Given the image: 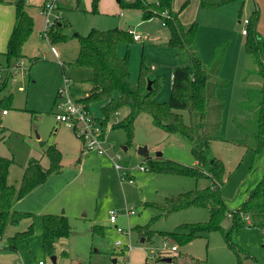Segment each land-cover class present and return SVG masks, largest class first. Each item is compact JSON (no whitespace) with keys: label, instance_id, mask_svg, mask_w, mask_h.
<instances>
[{"label":"rangeland","instance_id":"rangeland-1","mask_svg":"<svg viewBox=\"0 0 264 264\" xmlns=\"http://www.w3.org/2000/svg\"><path fill=\"white\" fill-rule=\"evenodd\" d=\"M18 1L0 0L1 57L8 49ZM22 1L33 17V28L22 46L24 56L11 66L0 64L11 67L2 96L13 94L7 114H2L0 155L14 159L7 180L16 187H20L31 159H40L45 168L52 165L45 152L48 146L61 151V168L52 170L44 182L14 205V209L32 216L17 225H8L0 239V264H185L191 257L206 264H264V231L244 223L242 217L241 224L232 228L233 212L242 207L264 176V147L254 151L241 143L246 135L254 139L263 100L262 77L256 60L246 50L248 37L242 33L243 21L250 19L248 30L256 24L258 35L264 37V0H231L216 9L204 8L201 0H174V7L182 9V23L198 24L191 49L170 46V29L161 18L144 20L139 9L124 8L118 0H96L97 8L95 0H83V9L77 8L75 0H57V8L49 16L42 7L48 0ZM47 20L53 28L61 24L67 39L52 43L46 32ZM117 27L142 36L139 41L119 42L117 51L120 57L129 54L135 81L139 79L141 63L147 65V79H158L160 84L158 102L170 100L175 68L190 64L196 55L209 74V89L225 104L221 114L222 138L213 140L205 155L209 162L221 159L224 163L222 194L229 210L221 221L223 229H211L207 238L181 244L166 235L181 225L205 223L210 216L209 207L198 205L175 211L163 209L166 197L212 184L208 177L210 164L195 159L189 139L164 131L153 124L150 114L141 113L129 142L124 129L113 128L128 113L124 108L118 111L119 119L115 112L106 121L110 147L107 154L101 155L86 151L74 128L56 120L58 104L64 100L58 94L65 85V75L73 82L69 91L73 100L81 99L93 87V69L76 65L80 48L76 34ZM22 59L26 67L17 68ZM104 103L93 100L90 104L97 118H107L102 109ZM179 112L189 123L188 112ZM141 147H146V155L140 153ZM157 152L163 154L165 161L196 167L206 175L197 179L194 175L151 171L145 157L158 159ZM118 154L122 160L117 159ZM116 163L125 168L118 171ZM130 209L136 212L127 215ZM111 211L118 212L116 223L109 219ZM46 214L67 216L72 231L55 242L54 253L44 247ZM31 224L33 232L16 251L4 248L9 235L25 231ZM141 227L145 228L140 233ZM224 230H229L228 236ZM164 242L169 248L176 244L178 251L162 250Z\"/></svg>","mask_w":264,"mask_h":264},{"label":"trees","instance_id":"trees-1","mask_svg":"<svg viewBox=\"0 0 264 264\" xmlns=\"http://www.w3.org/2000/svg\"><path fill=\"white\" fill-rule=\"evenodd\" d=\"M231 0H201L207 9L219 8ZM77 8L83 9V0H75ZM124 8L139 9L144 20L153 17L162 19L163 24L170 29L168 44L180 49H191L194 46L198 24L182 23L180 15L182 9H174V0H135L133 2L119 0ZM95 7L97 1L94 3ZM16 6V20L12 30L7 52L0 56V64L10 65L23 55L22 46L33 28V17L25 9L24 2L19 0ZM97 8V7H96ZM164 12V14H162ZM258 18V11L255 13ZM250 25L252 21L250 20ZM256 26V24H255ZM249 29L246 41L247 52L254 57L262 77L263 100L259 110L258 129L254 136L246 135L241 143L254 151L264 147V37L258 35L256 27ZM50 27L47 36L52 43L66 40L67 35L62 32V25ZM80 48L76 59L77 66H87L93 69L91 79L93 87L80 99L90 108L93 100L105 101L102 106L105 117L104 124L112 115L127 108L128 113L113 125V128H122L128 135L133 136L137 118L141 113H148L153 124L168 133H178L193 143L192 154L198 162L210 164L209 178L212 184L203 189H192L178 195L166 197L163 209L175 211L192 205L210 208L209 220L199 225H181L166 233L168 238L187 244L199 237L207 238L211 229H223L221 221L229 210L222 194L225 167L221 159L208 161L205 149L213 140L222 138L221 114L225 107L224 102L209 89V74L202 60L193 55L192 62L175 68L172 80V93L170 100L161 103L156 100L160 84L158 79L151 81L146 77L147 65L142 62L138 81H135L130 72V58L118 55V44L121 41L132 42L134 37L130 29L114 28L107 31L94 30L87 35L76 34ZM152 68V67H151ZM7 79L0 81V132L2 127V114L8 110L13 94L2 96L7 86ZM59 97V95H58ZM179 110L189 114L190 122L185 121ZM119 119V117H118ZM52 161L49 168H45L40 159L33 158L25 168L20 187L8 182V172L12 157L0 155V239L4 237L8 225H17L22 219L32 216L31 213L14 209L16 202L24 195L44 182L51 171L59 170L62 153L55 146H48L45 151ZM151 171L159 173L172 172L185 175H194L197 179L206 174L196 167L186 166L173 160L163 158L153 159L146 156ZM145 165V164H144ZM146 167V166H145ZM240 213L249 214L252 219L251 226L264 231V176L257 188L253 190L242 207L233 212L232 228L241 224ZM32 225L25 231H18L6 239L4 248L16 251L20 242L33 232ZM145 227H141L140 233ZM231 230V229H230ZM225 231V230H224ZM67 216L46 214L44 216V247L49 253H54L55 242L71 234ZM226 236L229 230L225 231ZM233 248L235 246L232 244ZM173 260V259H172ZM185 264H206L197 258H189Z\"/></svg>","mask_w":264,"mask_h":264},{"label":"built area","instance_id":"built-area-1","mask_svg":"<svg viewBox=\"0 0 264 264\" xmlns=\"http://www.w3.org/2000/svg\"><path fill=\"white\" fill-rule=\"evenodd\" d=\"M129 2H133L135 0H126ZM57 0H48L44 6L43 10L44 12L49 16L54 9L57 8ZM121 15H124L123 12ZM48 27L47 30L50 28V22L47 20ZM245 28L242 30V33L244 35L248 34V28L247 26L250 24V19L245 18L243 21ZM52 27V26H51ZM46 32L48 33V31ZM134 37V40L139 41L141 40L142 36L135 32L134 30H131ZM17 68H25L26 67V61L25 59H22L19 61ZM11 67L3 68L0 66V81L5 79L6 74L8 73V69ZM64 87L59 92V96L64 97V100L61 101L58 104V110L55 112V117L58 122H66L70 124L76 134L82 139L84 143V148L86 151H93L98 154H107L110 145L107 143V135L106 130L107 126L104 124V120L101 118H97L91 111V109L86 106L83 102L79 100H73L70 97L69 91L70 87L72 85V80L70 77L66 76L64 77ZM3 114H7V110L3 111ZM118 112L116 114V118L118 119ZM117 159H121V155H116ZM115 168L120 171L125 168L124 165L116 163ZM142 168H145L142 166ZM133 179H130V182H133ZM136 211L134 209H130L127 211V215H132ZM117 211H111L109 219L111 223H116L117 221ZM240 217L243 218L244 223L252 224V219L249 214L240 213ZM118 231L124 233V230L122 228H118ZM118 245L121 244L120 241L117 242ZM3 247V243L0 241V249ZM162 250H167L169 252L175 253L178 251V247L176 244L172 245L170 248L167 246V243L164 242V248ZM20 264V263H16ZM40 264H44L43 262H40Z\"/></svg>","mask_w":264,"mask_h":264},{"label":"water","instance_id":"water-1","mask_svg":"<svg viewBox=\"0 0 264 264\" xmlns=\"http://www.w3.org/2000/svg\"><path fill=\"white\" fill-rule=\"evenodd\" d=\"M118 1H119V0H118ZM151 84H152L151 81H149V85H148V88H149V89L151 88ZM146 150H147L146 147H141V148H140V153L146 155ZM147 156H148V155H147ZM156 156H157L158 158H160V157L163 156V154H162L161 152H157ZM53 259L55 260V257H53ZM167 261H171V258H168ZM114 262H116V260H114Z\"/></svg>","mask_w":264,"mask_h":264},{"label":"crops","instance_id":"crops-1","mask_svg":"<svg viewBox=\"0 0 264 264\" xmlns=\"http://www.w3.org/2000/svg\"><path fill=\"white\" fill-rule=\"evenodd\" d=\"M45 2V1H44ZM119 2V1H118ZM120 3V2H119ZM44 6V4L42 5V7ZM174 9H176L175 7H174ZM177 10V9H176ZM180 18H181V15H180ZM15 20H16V15H15ZM244 35V34H243ZM246 36V35H245ZM153 69H154V67H152ZM172 78H173V75H172ZM173 80V79H172ZM96 115V114H95ZM98 115V114H97ZM163 157V156H162ZM162 157H160V158H162ZM156 158H158L157 156H156ZM18 202V201H17ZM16 202V203H17ZM9 236H11V235H9ZM144 241V240H143Z\"/></svg>","mask_w":264,"mask_h":264}]
</instances>
